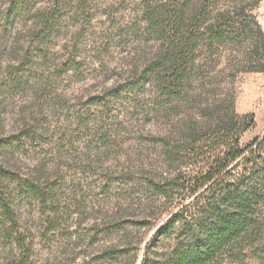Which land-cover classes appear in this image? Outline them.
Here are the masks:
<instances>
[{
    "label": "rangeland",
    "instance_id": "obj_1",
    "mask_svg": "<svg viewBox=\"0 0 264 264\" xmlns=\"http://www.w3.org/2000/svg\"><path fill=\"white\" fill-rule=\"evenodd\" d=\"M256 1L0 0V264H162L196 241L205 207L264 190ZM174 7L194 37L179 91L162 57ZM230 128L254 146L230 175L240 186L197 205L177 185L221 163ZM259 241L215 264H262Z\"/></svg>",
    "mask_w": 264,
    "mask_h": 264
},
{
    "label": "trees",
    "instance_id": "obj_2",
    "mask_svg": "<svg viewBox=\"0 0 264 264\" xmlns=\"http://www.w3.org/2000/svg\"><path fill=\"white\" fill-rule=\"evenodd\" d=\"M259 2L260 0L252 3V5H257ZM185 12L184 7H174L167 11L168 20L165 22L166 26L163 31V41L166 48L162 53V57L170 62L173 69H177L173 72V83L175 86L179 85L178 88H175L177 91L180 90V86L183 84V78L181 79L178 75L181 70L180 67L187 60L194 40L192 35L185 32ZM217 24L219 32H222L223 28L228 25V20L219 17ZM167 26L170 28V33H166ZM234 35H237V33H234ZM175 38L180 39V44L173 45ZM235 118L237 119V116L234 113L229 116V126H233ZM224 138L227 141V150L221 158V163L209 169L195 172L190 176V182L177 185L178 188H187L193 195H196L194 201L197 205L200 204L201 199H206L207 196L212 194L216 195L218 188L221 189L223 195L226 190L231 193L232 189L239 188V179L236 177L237 181L235 179L234 181L230 178V175L236 173L238 169H242V161L247 151L253 152L254 146L259 149L264 147L263 138L254 146L242 149L240 139L232 128L227 131ZM27 185L29 186V184ZM226 196L229 199L223 207L213 209V211L205 207L201 212L205 215V221L200 225L201 234L196 235V241L187 246L182 245L176 248L162 264H215L225 254L232 259L246 258L245 252L254 248V246L248 245L249 242L261 234L264 235L263 221L256 214L258 207L264 205V190L258 187L233 196L226 193ZM176 215L167 221L162 229L163 232H167L171 228L177 218ZM258 250L263 258L262 264H264V241H259Z\"/></svg>",
    "mask_w": 264,
    "mask_h": 264
}]
</instances>
